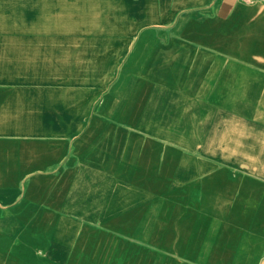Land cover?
<instances>
[{"label":"crops","instance_id":"1","mask_svg":"<svg viewBox=\"0 0 264 264\" xmlns=\"http://www.w3.org/2000/svg\"><path fill=\"white\" fill-rule=\"evenodd\" d=\"M0 264H264V0H0Z\"/></svg>","mask_w":264,"mask_h":264},{"label":"rangeland","instance_id":"2","mask_svg":"<svg viewBox=\"0 0 264 264\" xmlns=\"http://www.w3.org/2000/svg\"><path fill=\"white\" fill-rule=\"evenodd\" d=\"M81 2L82 0H78ZM68 11H74V14H66L65 17L69 20V27H74V39H59V47L58 52L62 55L63 50L65 49V52L67 50V47L73 46L75 49L82 47L84 44L89 45L90 43V36L89 33L92 34L94 31H96L97 24L94 22V18L98 15V7L89 6L87 7V10L89 13L86 14V17H84L83 8L81 6L76 7H66L64 8ZM65 20V19H64ZM73 21V25H71V22ZM65 24V22H64ZM72 32H69V34ZM86 33V36L84 35ZM69 45V46H68ZM75 57H77V51L75 50ZM72 56V53L70 54ZM179 114H170V121L172 124H177L180 121H178L177 116ZM183 128H186L185 125H182ZM188 130L186 133H184L181 137L187 138V140L193 141V137L191 134H188ZM176 215H156L155 216V235L156 238H162L164 234L167 236L177 233V230H172L176 228L177 226L172 225L173 222H177ZM170 223V224H169ZM123 233V232H122ZM140 237L145 238L146 237V231L140 232ZM108 239L111 238L112 240L116 239L118 236L121 235L120 231H108Z\"/></svg>","mask_w":264,"mask_h":264}]
</instances>
